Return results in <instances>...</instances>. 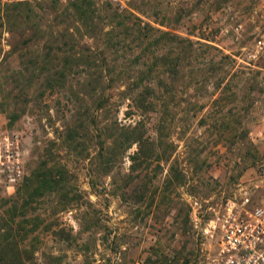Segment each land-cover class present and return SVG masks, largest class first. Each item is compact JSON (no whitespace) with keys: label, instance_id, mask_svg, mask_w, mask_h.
<instances>
[{"label":"rangeland","instance_id":"rangeland-1","mask_svg":"<svg viewBox=\"0 0 264 264\" xmlns=\"http://www.w3.org/2000/svg\"><path fill=\"white\" fill-rule=\"evenodd\" d=\"M262 1L0 4L8 9L0 13V140L17 135L23 166L16 185H0V264H202L213 211L264 185V52L254 50ZM81 2H90L82 15L72 9ZM13 8L21 15H9ZM134 17L204 46L184 67V88L172 83L167 112L147 119L155 155L133 162L135 144L114 149L106 139L137 119L127 117L123 85L107 88L95 109L98 92L80 59L64 82L46 69H59L77 41L120 64L134 45L122 38Z\"/></svg>","mask_w":264,"mask_h":264},{"label":"trees","instance_id":"trees-1","mask_svg":"<svg viewBox=\"0 0 264 264\" xmlns=\"http://www.w3.org/2000/svg\"><path fill=\"white\" fill-rule=\"evenodd\" d=\"M89 3L74 4L72 9L77 14H85ZM24 10L26 9L22 11ZM2 11L7 12L8 9H2ZM2 11L0 8V13ZM9 15L20 16V10L13 8V12ZM4 17L8 18L9 16ZM124 28L126 32H123L122 38L133 42L134 45L128 46L125 51L130 54L121 58L122 61L118 65L116 62L109 64L106 56H103L104 51L98 46L94 44L90 46L85 42L77 41L75 49L63 50L65 53L63 56L64 64L59 69L51 72H48L44 66L34 69L37 70L39 76L43 73V69H46L48 76L62 79L64 82L65 76L68 75L70 70H73L72 67L79 65L80 59L82 65H85L83 71H85L86 75L93 77L92 82L96 93L98 92V102L95 109H100L104 105L102 101L99 102V96L107 88L115 87L118 84L123 85L121 90L122 97L128 100L127 112H129V115L127 117L135 115L137 119L132 121V124L128 123L126 126L121 127L117 134H110L111 136L106 139H109L111 148L114 149L119 147L127 149L132 144H135L136 150L129 156L130 160L134 162V160L139 158L138 156L150 155L152 157L155 155L153 150L157 140L155 137L145 135L146 123H150L152 120L150 118L151 115L157 112L159 108L167 112L166 110L173 100V95L171 94L172 83L174 80H178L180 87L184 88L187 77L184 67L189 64L192 54L194 60H198L201 57L202 51L198 50L204 44L186 36H179L171 30H162L135 17L133 20H128ZM66 35L68 36L66 40H70L73 37L72 32ZM88 37L96 39L97 35ZM117 41L119 42V40ZM72 45L74 46L75 44ZM214 49L217 48L214 47ZM113 53L115 54L116 52ZM72 55H75L74 58L78 59V61L68 64V57L72 58ZM90 58L93 60L99 58L101 64L89 66ZM90 69H92V73L89 72ZM112 98L113 96H110L109 101ZM106 101H108V98ZM147 119L150 121L147 122ZM199 121L203 120L200 118ZM160 123L164 124L165 122L160 121ZM156 124L157 120L151 122L153 128L158 131L162 126L157 125L156 128ZM100 148L108 150L110 146L100 142ZM175 178L179 180L182 179V176L178 174Z\"/></svg>","mask_w":264,"mask_h":264},{"label":"built area","instance_id":"built-area-1","mask_svg":"<svg viewBox=\"0 0 264 264\" xmlns=\"http://www.w3.org/2000/svg\"><path fill=\"white\" fill-rule=\"evenodd\" d=\"M26 0H0V4ZM123 5V0H112ZM254 50L264 52V0L254 27ZM21 147L16 134L1 133L0 185L12 187L22 178ZM259 195L244 192L236 200L227 199L213 211L204 227L214 235L212 248L202 264H264V185Z\"/></svg>","mask_w":264,"mask_h":264}]
</instances>
